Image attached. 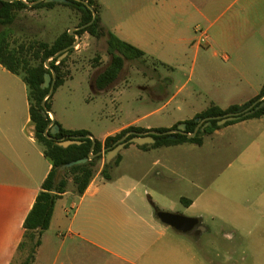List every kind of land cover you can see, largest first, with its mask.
<instances>
[{"label":"rangeland","instance_id":"1","mask_svg":"<svg viewBox=\"0 0 264 264\" xmlns=\"http://www.w3.org/2000/svg\"><path fill=\"white\" fill-rule=\"evenodd\" d=\"M95 1L99 6L102 23L111 29L116 24H124L129 17L144 8L161 7L164 0ZM54 6L51 10L44 7L16 10L11 25H0V31L5 29L8 34L10 48H18L21 43L27 46L28 42L34 40L51 44L66 29L69 34L71 31L74 35L76 29L72 27L77 26L80 12L62 4ZM260 6L264 10V2ZM238 7L239 1L228 11L221 13L222 9H215L212 17L217 18L208 34L203 32L208 24L200 22L194 28L193 22L188 25V31L183 34L185 40L181 43L177 40L178 34L164 36L161 39L162 45L156 52L158 56L124 59V65L116 79L103 90L96 87L95 78L110 60L106 37L84 33L79 38L81 43L72 52L71 61L63 67L68 69L72 64L71 69H68L69 72L72 70V78L54 91L51 111L56 112L59 119L64 116L71 125L89 127L92 133L101 135V131L107 128L95 117L96 110L85 103L97 95L105 96L110 93L119 97L121 102L129 98L136 102L142 100L143 109L150 112L182 85L184 86L179 90L178 99L196 89L200 81L231 87H248L246 82L252 85L261 82L264 84V39L250 42L252 46L260 44L261 50L257 53L251 48L232 50L223 44V40L213 38L215 27ZM170 9H160L162 18L166 15L172 22L180 25V15L170 13ZM187 20L188 18L181 22V26L186 27ZM140 37L142 40L139 41L152 49L154 33L144 30ZM198 45L199 51H196ZM97 56L99 60L96 62L94 58ZM157 57L165 59L171 67L160 64L156 61ZM251 65H255L257 70L250 71L253 68ZM234 66L240 69L242 76L232 70ZM84 70L89 73L84 74ZM145 87H148V91L143 90ZM150 94H159L161 100H153ZM188 99L190 102L181 104L179 111L154 113L147 121L169 124L176 119L191 117L194 109H198L203 101L202 98ZM137 104L139 105L135 109L138 112L140 103ZM123 117L124 115L121 119ZM245 120L246 123L240 125L238 131L227 129L218 135L203 134L201 146L182 145L171 149L170 153L174 152L179 160L181 181L169 188L177 195H184L189 189L188 183H191V191L194 193H199L206 185L211 184L212 195L217 198L213 202L214 212L203 217L209 231L190 235L177 233L171 227L167 229L176 238L197 239L200 242L190 246L196 259L191 258L190 252H184L185 257L177 258L173 264H264V244L257 245L254 249L241 247V241L249 238L264 241V117ZM28 133L27 126L26 134ZM37 146L42 151L39 143ZM100 163H103V156ZM166 189L168 190L167 187ZM68 190L73 192L71 183ZM91 200L89 196L81 199L76 194L56 200L54 218L49 227L43 230L39 245L33 253V260L37 258L36 264H125L86 240L98 242L112 252L127 255L134 248L135 242L132 240L141 238L143 228L136 230L131 227L127 220V216L131 215L129 213L117 214L112 210L88 206ZM12 206V201L4 202L0 199V264H24L33 244L32 241H25L26 247L17 246L24 241L23 215L14 214ZM174 209L183 211L179 200ZM239 212H244L245 216L241 218ZM254 224L255 227H252ZM249 229L252 230L249 232ZM251 251L258 257L260 255L259 260L254 259L252 262L251 258H246ZM209 260L214 262L210 263Z\"/></svg>","mask_w":264,"mask_h":264},{"label":"crops","instance_id":"2","mask_svg":"<svg viewBox=\"0 0 264 264\" xmlns=\"http://www.w3.org/2000/svg\"><path fill=\"white\" fill-rule=\"evenodd\" d=\"M238 1L239 7L233 9L215 27L213 34L215 36L213 38L223 40V44L232 50L234 48H251L253 52L258 53L261 50L260 44L256 43L252 46L250 42L256 39H264V10L260 6V3L264 2V0H164L161 7L144 8L129 17L124 24H116L111 29L102 24L119 39L141 49L144 52L142 58H149L154 55L158 56L156 52L162 45L161 39L164 36L178 34V42L181 43L182 40H185L183 34L188 31L190 23H195L194 28H197L200 22L208 24L203 31L208 34L214 20L217 18L212 17L213 11L215 9H222L221 13L228 11ZM95 2L97 3V1ZM53 7L55 6L44 8L51 10ZM168 7L171 8L169 12H176L180 15V25H177V22H172L166 15L162 18L160 9ZM186 18H188V24L183 27L181 22ZM144 30H151L154 33L155 41L152 49H149L147 45L139 41L142 40L140 34ZM199 47V45L196 46V51H199ZM72 54V52L69 54L66 61L67 64L71 61ZM157 58L158 60L156 61L160 64L171 67L165 59ZM251 66L253 68H250V71L257 70L255 65ZM71 67L72 64L70 63L68 69H71ZM232 70L242 76L237 66H234ZM71 72L72 70L60 86H63L68 79L72 78ZM83 72L84 74L89 73L88 70ZM246 83L249 85L248 87L244 85L231 87L228 85H210L208 81H200L196 85V89L178 99L179 90L184 86L182 85L180 89L150 112H146L143 109L142 100L136 102L129 98L121 102L119 97L110 93L105 96L97 95L85 103L96 110L95 117L107 128L101 131V135H95L89 127L71 125L64 116L59 119L56 112H53L54 120L65 129H85L95 139L101 141L107 136L114 135L132 125L146 130L159 127L170 130L178 122L194 117L211 104L225 109L232 104L241 105L252 100L256 101L264 95V84L262 82L257 85H252L250 82ZM147 88L145 87L143 90L148 91ZM151 97L155 101L161 100L159 94L151 95ZM188 97L202 98L203 101L198 109H194L191 117L176 119L169 124L150 123L147 121L148 117L154 113L179 111L181 104L185 101L190 102ZM137 103H140V111L138 112L135 109V106L139 105ZM28 107L25 83L20 76L11 73L0 64V199L4 202L6 200L12 201L11 211L17 215H23L22 227L24 219L40 191L41 182L46 177L51 166L48 159L44 157L43 152L37 146L38 143L33 135L34 128L30 122ZM133 111H135L134 115L132 114ZM122 115L124 117L121 119ZM254 118L248 119L252 120ZM245 123L246 120L244 119L225 126L220 125L208 135H218L227 129L238 131V127ZM27 126L29 128L28 134H26ZM193 144L196 143L183 142L141 148L139 145L130 143L120 151L121 158L119 163L110 168V180H105L100 175V169L104 164L100 163L98 171L80 198L91 197L92 200L89 201L88 206L96 209H108L117 212V214H131L127 216L131 227L136 230L143 228V233L141 238L132 240L135 242L134 248L127 255L112 252L98 242L86 241L94 243L96 247L114 255L116 259L124 261L125 264H165L166 262L173 264L177 258L185 257L184 252L191 253L190 246L193 243L198 244L199 241L197 239L176 238L173 234L168 233L167 229L170 226L160 221L157 217V211L166 210L172 213L196 217L199 219V231H209V227L203 222V217L214 212L213 202L217 199L216 196L212 195L211 184L206 185L199 193H194L191 191V183H188L189 189L184 195H177L172 188H169L181 181L179 160L175 157L174 152L170 153L171 149L176 146ZM202 144L203 140L201 144L196 145L201 146ZM70 194L74 193L71 191L63 193L57 201ZM177 200L181 203L183 211H174ZM55 205L50 223L55 215ZM190 213L193 215H189ZM134 215L136 217H131ZM238 215L241 218L245 216L244 212H239ZM219 217L223 219L220 215ZM252 227H255V224ZM172 229L175 230L174 228ZM251 230L249 229V232ZM177 233L180 232L177 231ZM187 234L194 235L191 232ZM260 244H264V241L254 238L241 241V247H251L252 249L257 245L261 246ZM17 246L24 248L27 244L23 241L19 242ZM243 252L245 253V251ZM191 254V258L196 259L195 253ZM256 255L251 251L246 258L249 257L254 262V259L257 261L260 257V255L259 257ZM36 260L37 258H34L31 264H36ZM209 262L212 263L214 261L209 260Z\"/></svg>","mask_w":264,"mask_h":264},{"label":"trees","instance_id":"3","mask_svg":"<svg viewBox=\"0 0 264 264\" xmlns=\"http://www.w3.org/2000/svg\"><path fill=\"white\" fill-rule=\"evenodd\" d=\"M87 1L93 7L94 12L96 13L94 21L89 25L86 24H88L92 19V11L84 7L80 1L75 0H70L66 3L54 1L41 2L33 6H28L22 0L3 2L0 8V25H11L15 19L16 10L23 8L35 9L41 7H52L56 4H62L78 10L80 12V15L77 26H86L83 28H78L75 31L76 35L81 37L84 33H88L96 37H106L110 60L109 63L95 78L96 87L98 89H104L116 79L118 73L124 65V59L142 58L144 52L141 49L133 46L132 44L119 39L111 31L107 30L105 26L102 25L98 4L95 2V0ZM74 41L75 36L69 34L68 29H66L58 36H56L51 44L44 41L34 40L32 42H28L27 46L26 44L21 43L18 48H10L6 30L3 29L0 31V64L11 73L20 76L25 83L29 103V118L34 128L33 135L37 143L42 146L43 155L46 159H48L51 165L46 177L41 182L40 191L38 192L35 201L32 204V207L27 213L23 222L24 242H33L30 255L24 262V264H30L33 260V253L35 247L39 245L40 236L43 230L47 229L50 224L55 201L63 193L70 191L68 190V186L70 183L73 185V192H71L78 196H81L85 192L95 173L98 171L99 161L102 159V154H99L95 158L89 159L85 163L77 164L64 170L57 177V169L60 165L87 156L92 141L87 137L81 139V142L79 144H70L66 147H63L58 145L53 139L47 138L44 135L47 125L51 122L50 116L48 114L46 116L43 114L41 106V101L49 91V88L41 87L44 73L49 72V69L45 65V61L51 58L48 62L49 67H51L56 74L53 92L47 98L50 101L46 103L47 110H51V97L54 91L60 85H62L65 78L69 74V70L64 69L63 67L65 66L69 54L74 50V47L70 49L66 48L73 44ZM65 50L67 52L66 56L61 58L59 62L56 63L60 56L65 52ZM94 59L96 62L99 60L98 56ZM31 61L35 62L31 63ZM254 101L255 100H252L241 105L232 104L225 109H221L218 106L211 104L206 109L196 114L194 117L184 120L183 122H185L186 124L185 130L187 133L193 132L198 124V122L195 121L196 117L202 120L209 116H222L225 113L236 112L241 108H245L248 105L252 104ZM258 104L259 102L256 103V105ZM260 116H264V105L260 109L254 111L249 115H242L237 120L227 121L225 124H223V126L242 121L244 119ZM216 122L217 119H213L211 121V125L206 126L203 131L198 130L193 137H188L186 134L179 133L153 135V138L155 140L154 143L139 145V147H158L163 145L179 144L183 142L201 144L203 134H208L219 127ZM53 124H57L59 126V131L53 135L55 139L90 134L89 131L85 129H65L56 120L53 121ZM176 126L177 124H175L173 128H176ZM151 130L157 132L167 131L166 128L161 127L153 128ZM128 131L145 132L147 130L132 125L122 129L120 132L114 135L107 136L103 141L95 139L93 153H97L101 150L106 151L112 148L117 140ZM170 135H174V138H170ZM131 137H133V134L128 135L125 140H128ZM129 144L130 143H127L124 147ZM120 158L121 156L119 153L116 158L113 159L109 164L102 165L100 169V175L103 177V179H111L110 168L117 165L120 161Z\"/></svg>","mask_w":264,"mask_h":264},{"label":"water","instance_id":"4","mask_svg":"<svg viewBox=\"0 0 264 264\" xmlns=\"http://www.w3.org/2000/svg\"><path fill=\"white\" fill-rule=\"evenodd\" d=\"M7 1L11 2L13 0H0V8H1L3 2H7ZM22 1L25 2L28 6H33V5H36V4L41 3V2H52V1H54V2L66 3V2H69L70 0H28V1L22 0ZM75 1H80L84 7L88 8L92 11V19L86 25L91 24L96 17V13L94 12L93 7L88 3L87 0H75ZM86 25L76 26V27H72V28L77 30L78 28H83ZM71 33H73V32L70 31V34ZM74 35L76 36V40L73 42V44L68 46L66 49L73 48L75 46V44L79 42L80 36L76 35L75 33H74ZM66 54H67V52L65 50V52L60 56V58L65 56ZM48 61H49V59H47L45 61V65L49 69V72L44 73L43 82L41 83V87L42 88H49V91L46 94V96L43 98V100L41 101V106H42V112L45 116L47 114L51 115V117H50L51 122L47 125L45 132H44V135L47 138L53 139L58 145L63 146V147H66L70 144H79L81 142V139H84L87 137L90 138L92 141L91 147H90V150H89L87 156L84 158L73 160V161H70V162H67V163L60 165L57 169V177L64 170H66V169H68L74 165L85 163L89 159L95 158L99 154H102V156H103V163L109 164L113 159L116 158V156L120 153V151L124 148V146L127 143H133L136 145L152 144L155 141L153 138V135H163V134L179 133V134H186L188 137H193L198 130L203 131L206 126L211 125V121L213 119H217L216 123L218 126H220V125L225 124L227 121L237 120L242 115L243 116L249 115V114L253 113L254 111L260 109L264 105V100H263L264 95H263L259 99H257L255 102H253L252 104L248 105L245 108H241L236 112L225 113L222 116H209V117H206L202 120H200L198 117H196L195 121H197L198 124L192 133L186 132L185 122L178 123L176 128H172V129L164 131V132H157L154 130H147L145 132L128 131L121 138H119L117 140V142L115 143V145L112 148H110L106 151L101 150L97 153H93L95 138L91 134L82 135V136H69L68 138H61V139H55L53 137V135L59 131V126L57 124H53L54 114L51 110H47L46 103H48L50 101L47 98L53 92L56 74H55L54 70L51 67H49ZM258 102H259V104L256 105V103H258ZM130 134H133V137H131L128 140H125L126 137ZM169 137L174 138V135H170ZM157 217L164 224L174 228L175 230H177L178 232L183 233V234L189 233L199 222V219L196 217L185 216L182 214L172 213V212L163 211V210L157 211Z\"/></svg>","mask_w":264,"mask_h":264},{"label":"flooded vegetation","instance_id":"5","mask_svg":"<svg viewBox=\"0 0 264 264\" xmlns=\"http://www.w3.org/2000/svg\"><path fill=\"white\" fill-rule=\"evenodd\" d=\"M190 232L193 234H197L199 232L198 224Z\"/></svg>","mask_w":264,"mask_h":264},{"label":"built area","instance_id":"6","mask_svg":"<svg viewBox=\"0 0 264 264\" xmlns=\"http://www.w3.org/2000/svg\"><path fill=\"white\" fill-rule=\"evenodd\" d=\"M76 44H77V45H76ZM76 44H75V46H74V48H75V49H77V47L79 46V45H78V44H79V42H78V43H76ZM58 62H59V60H57V61H56V63H58Z\"/></svg>","mask_w":264,"mask_h":264}]
</instances>
